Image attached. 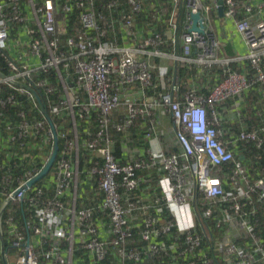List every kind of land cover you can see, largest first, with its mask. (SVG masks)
<instances>
[{"label": "built area", "instance_id": "obj_1", "mask_svg": "<svg viewBox=\"0 0 264 264\" xmlns=\"http://www.w3.org/2000/svg\"><path fill=\"white\" fill-rule=\"evenodd\" d=\"M179 1H183L186 11L183 32L178 36L183 52L166 58L168 54L160 50L165 44L160 35L146 37L138 45L124 44L122 34L129 40L133 38L135 18L142 12L139 0H26L30 25L24 27L26 40L15 44L20 42L24 56L36 57L39 62L23 69L17 60L5 56L12 74L0 77V84L29 95L26 88L32 84L46 87L43 82L33 83L36 72L53 69L60 78L59 67L67 70L72 66L76 87L84 93L85 100L69 96L64 88L65 99L51 113L59 116L68 111L73 115L76 107L80 117L91 111L98 113V127L87 147L97 154L88 174L96 181V196L101 201L99 205L91 202L76 208L78 159L76 155L71 159L77 151L76 138L65 140L50 173L54 184L49 193L37 184L25 188L39 170L17 178L16 187L7 174L0 176V197L4 198L0 208L2 262V214L9 204H19L21 209L25 205L31 216L24 218L19 228L13 216L8 215L7 236L14 256L8 261L6 254V264H74L73 254L78 251L76 234L80 236L79 247L88 253V264H264V242L256 233L260 226L264 227V218H258L254 199L257 197L264 206V172L260 179L251 182L242 163L226 151L216 129L217 105L239 97L254 85L261 87L264 97V0L256 4L222 0L223 17L233 19L246 46L245 56L235 60L219 56L220 44L212 21L218 0H173L175 4ZM20 2L0 3V53L8 50L10 27L25 22ZM74 11L79 25L67 35L66 17ZM196 13L203 19L202 34L190 32V15ZM171 43H175V38ZM150 58L157 59L156 72L164 81H171L169 67L159 63L169 62L168 58L179 61L180 66L183 63L199 68L244 60L254 77L227 71L206 97L193 90L179 94L177 80L169 90L147 96L146 90L156 85ZM136 85L142 99L123 98L125 89ZM12 99L8 97L6 103H12ZM159 108L170 116L179 153L166 155L149 149L144 158L118 163L109 135L111 115L123 110L124 118L114 126L117 133H125L139 119L146 120L147 138L151 141ZM19 116L15 134L9 135L11 141L16 137L25 140L29 128L36 133L46 132L48 141H52L51 128L45 131L42 122L30 125L22 113ZM5 129L10 133V126ZM60 137L66 138L64 134ZM237 141L264 148V125L256 131H241ZM229 162L233 168L226 190L216 172ZM153 169L163 173L159 180L162 196L151 203L133 200L132 193L141 190L142 184L151 183V178L143 173ZM136 215H140L139 226L133 223ZM100 227L105 229L103 238ZM215 229L219 230L218 235H214ZM136 240L142 246L135 245Z\"/></svg>", "mask_w": 264, "mask_h": 264}, {"label": "trees", "instance_id": "obj_2", "mask_svg": "<svg viewBox=\"0 0 264 264\" xmlns=\"http://www.w3.org/2000/svg\"><path fill=\"white\" fill-rule=\"evenodd\" d=\"M142 6V12L137 17L146 21L148 24H151L154 33L152 35H160L162 40L166 42L165 48L162 51L166 50L169 52H174L181 54V41L178 36L183 32L184 20L186 17V11L183 5V1H179L176 4L173 0H139ZM103 2V0H101ZM210 3V2H208ZM97 10H102L101 7H98ZM156 14L154 15V12ZM175 12L174 23L176 24L175 43L172 44L166 37L163 35L165 32V25L168 23L169 16L171 12ZM103 13L107 15L104 10ZM215 15H213L214 17ZM138 22V20H137ZM78 15L77 11H74L66 17V34L71 35L74 32V29L78 28ZM136 26V18L134 21V31L138 30V23ZM16 35V30L14 28L10 31V40H12ZM165 37H163V36ZM168 38V37H167ZM63 38H61V44H63ZM8 53H10L8 51ZM8 55V54H7ZM5 54L0 53V73L3 76L9 77L12 74V71L8 68L5 61ZM9 56V55H8ZM10 57V56H9ZM12 58V57H10ZM61 79L65 84H71L69 92L75 96L79 97L81 100H84V95L80 90L76 88L75 76L73 74L72 66L67 70H64L62 67H59ZM227 71L239 72L247 76L249 79H253L254 72L251 69L247 61H240L230 63L225 67H210V68H199L195 65L192 66H177L170 69V75L174 72L180 79L185 78L187 75V82L185 85L179 82V88L181 94L193 90L197 95L206 97L212 87L217 84L223 77L226 75ZM33 81L39 82L44 81L47 89H51V92L47 93L44 89H33L38 93L42 105L45 110L49 113L51 121L55 127L57 133H65L67 139H72V121L68 116L67 111L61 112L59 116H55L50 113L51 109L55 107L59 102L64 99V90L60 78L57 73L51 69L46 72L38 71L33 76ZM184 82V81H183ZM191 82H193L197 88L192 87ZM28 83V82H27ZM166 87L167 84L165 83ZM165 87V88H166ZM148 91V92H147ZM151 91V92H149ZM158 87L154 84L152 88L146 90V94L149 96H154L157 93ZM163 91V90H162ZM160 92V91H159ZM8 97H12V103H6ZM0 102H4L3 105H0V176L7 174L10 179L13 181L12 186L16 187L17 183L15 180L22 178L23 175L28 171L41 170L48 159L51 152V143L48 142L46 132L36 133L35 130L28 129V135L25 137V140L16 139L11 141L9 136L10 134H15V127L20 122L19 114L22 113L23 117L30 123L34 125L36 122H42L44 124L45 131L47 130V122L44 119L40 111L38 104L31 99L26 94H21L18 91H15L12 87L1 83L0 84ZM78 108L74 109L75 114V127L76 135L78 142V183H77V199H76V208L82 207L84 204L81 202V197L83 196L84 189H87L85 178V173L90 170V166L93 164L90 162L91 151L87 148V143L93 138V135L98 127V113L92 112L88 116L83 118H78L76 116V111ZM216 111L219 114L221 113V119L216 127V129L221 133L220 140L224 142V145L227 141H232V143L226 144V151L232 154L234 160L240 161L246 170L247 176L250 178L251 182H255L260 179L264 172V148L257 149L251 143H244L237 141V135L241 131L252 132L256 131L264 125V97L262 94V89L259 85H254L247 91L243 92L239 97H236L231 100H227L216 106ZM115 113L111 117V125L109 127V135L114 140L113 145V156L115 160L118 161L117 155L119 147H121L125 142L134 145L136 149L141 150L140 154L136 155L134 159L146 157L147 148V135L149 126L147 127V121L139 119L133 126L127 129L126 133H117L114 126L121 122L124 116H120L118 120H114ZM6 126H10V133L5 129ZM17 134V133H16ZM162 140L164 153L166 155L178 154L179 146L176 144L173 136H170L171 139H167L166 131H162ZM59 154H61L63 141L59 140ZM58 154V155H59ZM120 156V155H119ZM97 159H92V162ZM121 162V161H119ZM122 163V162H121ZM219 170L216 172V175L221 179L224 188L228 182V176L230 175L233 165L231 162L222 164L218 167ZM83 174V175H80ZM162 171L153 169L143 173L145 177H150L152 182L150 185L142 184L141 187H148L149 192L154 193L157 178L162 176ZM80 181L84 182L81 183ZM53 179L49 173L44 179L37 183L36 187H42L45 192L49 193L53 188ZM147 188V189H148ZM227 190V189H226ZM157 191V190H156ZM123 199L124 192L122 189L119 190ZM138 192L132 193V199L138 200ZM141 193V192H139ZM156 193V192H155ZM143 197V195H140ZM162 196L161 190L159 193L154 194L153 201L160 199ZM256 203V209L258 210V218L263 220L264 218V206L258 202L257 197L254 198ZM4 198L0 197V208L3 205ZM202 203L204 200H200ZM12 215L15 223L19 228L22 227L23 219L30 217V212L23 205L21 209L19 204H9L1 218V232L3 237V247L7 251V260L9 261L13 252L9 249V239L7 236V226L6 220L8 215ZM107 217H104L106 219ZM219 230H214V235H218ZM258 238L264 242V227L260 226L256 230ZM135 245L142 246L138 240H136ZM1 248V243H0ZM78 251H75L73 254L74 264H88V253L81 250L77 244ZM160 263L159 260L155 261ZM0 264L2 261L0 260ZM41 264H45L44 261H41Z\"/></svg>", "mask_w": 264, "mask_h": 264}, {"label": "crops", "instance_id": "obj_3", "mask_svg": "<svg viewBox=\"0 0 264 264\" xmlns=\"http://www.w3.org/2000/svg\"><path fill=\"white\" fill-rule=\"evenodd\" d=\"M240 1L242 3L253 2L256 4L262 0H240ZM4 2H5V0H0V3H4ZM21 2H22V5H25V8L27 9V13L29 15V9L27 8L25 2L24 1H21ZM172 13L173 12L170 13L168 23L165 25V29H164L165 32H163V35L170 42L172 41V39L175 38L174 33L176 32V24L174 23V19L172 18ZM155 14H156V11L154 12V15ZM241 14H242V11H241L240 15ZM175 15L176 14L174 12V16ZM137 17H136V26L138 23L139 28H138V30L134 31V33L132 32L133 38L129 40L126 38L127 35L125 33L122 34L123 38H125V40H124L125 45H130V46L138 45L142 42V40L144 38L150 37V36H152V33H154L152 27L150 26L151 24H148L146 21L142 20L140 17H139V19H137ZM137 20H138V22H137ZM212 21H213V25H214L215 34H216L217 39H218L219 44H220L219 56L222 59H231V60H235L238 57H240V58L244 57L246 54V46H245V43H244L242 37L240 36V34L236 31V29L234 27L233 19H228L226 17L221 18L216 13V15L213 17ZM12 28H14L16 30V35L9 42V52H10V53H8L9 56L14 58L15 60H17V62L19 63V65H21V67L23 69H28V68H32V67L37 66L38 62H39L38 58L32 57V56H24V54L22 53L21 47H19V45H21L20 42H18V46L17 45L15 46V44H13L14 40L16 41L17 38L19 39V41L25 40V38H26L25 31L21 30L19 27H12ZM124 32H126V31H124ZM165 45H166V42H165L164 46L160 48L161 51L163 48H165ZM163 52L165 53V55L168 54L165 56L166 58L169 55L172 56L171 54L178 55L177 53L169 52L166 50H164ZM193 52H192V54H193ZM168 60H169V62L168 61H161V63H159V65L169 67L168 77H169V79H171V81H164L163 79L159 78L157 75V72H156L157 59H153V58L149 59V64H150L153 76L155 78L156 86L158 87V90L160 91V92L157 91V94L161 93L162 90L163 91L166 89L169 90V88L173 84L174 80H177L178 83L179 82L183 83V85H185V83L187 82V77H188L187 75H185V78H183V79H180L179 76L174 74V72L172 73V75H170V72H169L170 69L172 67H177L179 65L178 64L179 61H175L172 58H168ZM180 64L182 67L186 66V65H183V63H180ZM188 66H192V65H188ZM165 83L167 84V87H166ZM191 85H192V87H194V89L197 88L193 82H191ZM149 92H151V91H149ZM179 94H181V92ZM142 95L143 94L140 91V88L138 85H136L134 87H127L125 89V91L123 92V98H125V99L126 98H129V99L138 98L140 100V99H142ZM146 95L149 96L148 94H146ZM122 114H123V110L116 112L114 120L115 121L118 120V118H120V116H122ZM156 115L158 116V120L156 121V126H155V129L153 130L154 138L151 141H149V139L147 138V148L145 149V151L146 150L148 151L149 149L150 150H160L164 153L163 140H162V134H161V132L163 130L162 128L168 127L167 129H165L166 135H167L166 141H168V139H171L170 136H173L175 139V135H174V131L172 128L170 116L168 115V113L163 108H159L156 111ZM218 116H219V121H220V119H221V113L220 112H219ZM160 118L162 119V122H160ZM175 142H176V139H175ZM231 143H232V141H227L225 143V145L226 144L230 145ZM112 150H113V147H112ZM140 151L141 150L136 149V147L134 145L128 143V141H127L121 147H119L118 153L120 156L117 155L118 161L117 160L116 161L117 162L121 161L122 163L130 162L136 157L137 154L138 155L140 154ZM90 153L92 154L90 162L94 163L95 161L92 162V159H97V154L94 152H90ZM121 162H119V163H121ZM92 165L90 166V168L92 167ZM80 175H83V174H80ZM84 175L86 178V180H84V182L86 181V184H84V185L87 186V189H84V192L82 194L83 196L81 197V202L85 206L91 202L95 203L96 205H99L101 198L98 194H97L98 197L96 196V190H97L96 181L94 180V178L90 174H88V171ZM160 178L159 177L157 178L154 193H153V191L149 192L150 188H148V187H142L141 190L137 191L138 192L137 196L139 198L138 200H140L143 203L153 202L154 194L159 193L161 190L160 185H159ZM84 182L80 181V185H81V183H84ZM151 182H152V180H151ZM139 192H141V193H139ZM140 195H143V197ZM139 221H140V215H136L133 219L134 225L139 226ZM104 232H105V229L103 227H100V230H99L100 238H103ZM79 241H80V236L78 234H76V239H75L76 245L79 243ZM89 262H90V258L88 257V263Z\"/></svg>", "mask_w": 264, "mask_h": 264}, {"label": "water", "instance_id": "obj_4", "mask_svg": "<svg viewBox=\"0 0 264 264\" xmlns=\"http://www.w3.org/2000/svg\"><path fill=\"white\" fill-rule=\"evenodd\" d=\"M217 6H218V8H217L218 16L222 17L223 16V1L218 0ZM190 19L192 21L190 32H195V33H199V34L204 33L205 26L203 25V19H202L200 13L191 14ZM0 77L3 78V75L1 73H0ZM17 85H18V83H17ZM19 86L24 87L23 85H19ZM67 86L70 88L71 84H67ZM26 90H28L31 93V95L33 96L35 101L38 103L42 115L44 116L45 120L49 124V127L53 131V143H52V149H51L49 158L47 159L43 169L38 174H36L31 180H29L25 185V188H31L35 183H37L38 181L43 179L49 173L50 169L53 167V165L56 161L59 146H58L57 133H56L54 126L51 122V119L49 117L48 112L45 110V108L42 105V102H41L39 95L35 91L30 90L29 88H26ZM1 255H2V259H3V264H6L5 251L4 250H2Z\"/></svg>", "mask_w": 264, "mask_h": 264}, {"label": "clouds", "instance_id": "obj_5", "mask_svg": "<svg viewBox=\"0 0 264 264\" xmlns=\"http://www.w3.org/2000/svg\"><path fill=\"white\" fill-rule=\"evenodd\" d=\"M21 1H24L25 2V4H26V6H27V8L29 9V6L27 5V2H26V0H21ZM20 9H21V11H22V13H23V16H24V18H25V22L22 24V25H13L12 27H19L21 30H23L24 31V27H28L29 25H30V23H29V21L27 20V19H29V17H30V15H31V12H30V9H29V15H28V13H27V9L25 8V5H22V2H20ZM216 13H217V15H218V12L216 11ZM216 13H212L213 15H216ZM213 15H212V18H213ZM223 17V16H222ZM221 17V18H222ZM174 18V17H173ZM192 22V21H191ZM12 27H10V29H9V37H8V42H7V45H8V50H6L5 52H3V54H5L6 55V57H9L8 55V51H9V42L11 41L10 40V31H11V29H12ZM25 40H26V38H25ZM24 40V41H25ZM16 41H19V39L17 38L16 39ZM15 40H14V43L13 44H15V42H16ZM182 46V45H181ZM8 54V55H7ZM179 55V54H178ZM181 55V54H180ZM10 58V57H9ZM12 59H14V58H12ZM233 63V62H232ZM157 64V63H156ZM178 66H180V65H178ZM186 66H188V65H186ZM221 67V66H220ZM222 67H225V66H222ZM51 70V69H50ZM152 72V71H151ZM59 73H60V70H59ZM153 74V73H152ZM3 77H6V76H3ZM154 77V76H153ZM60 80H61V83H62V86H63V90H64V88L66 89V93L68 94V95H70V96H73L70 92H69V89L71 88H69L68 86H67V84H65L64 82H63V80L61 79V77H60ZM39 82H43L44 84H45V82L44 81H39ZM76 82V81H75ZM33 83H36V81L34 82L33 81ZM24 86V85H23ZM33 87L34 88H38V87H36L35 86V84H32L30 87H27V88H29L30 90H33V91H35L34 89H33ZM77 88V87H76ZM38 89H44L46 92H47V88H38ZM78 89V88H77ZM79 90V89H78ZM165 91V90H164ZM164 91H162V92H164ZM27 92L29 93V95L28 94H26V93H23V94H26V95H28L31 99H33L34 101H35V99L33 98V96L31 95V93L27 90ZM36 92V91H35ZM82 92V91H81ZM37 93V92H36ZM47 93H49V92H47ZM38 94V93H37ZM83 95H84V93H82ZM73 97H75V96H73ZM79 98V97H78ZM64 99H65V90H64ZM63 99V100H64ZM84 100H85V95H84ZM84 100H81V101H84ZM36 102V101H35ZM37 103V102H36ZM38 104V103H37ZM39 106V105H38ZM77 108V107H76ZM76 108H74V109H76ZM74 109H73V115H70L69 113H68V111H67V113H68V116L70 117V119H71V121H72V139L71 140H68L67 139V135L65 134V133H61V134H59V133H57V136H58V143H59V140H62L63 141V147H64V144H65V140H67V141H72V140H74L75 138H76V141H77V135H76V127H75V114H74ZM92 112H96V111H91L90 113H92ZM117 112H119V111H117ZM50 113H51V111H50ZM89 113V114H90ZM115 113V112H114ZM49 114V113H48ZM88 114V115H89ZM88 115H86V116H88ZM123 115V114H122ZM76 116L78 117V118H83V117H80L79 116V114H78V111H76ZM85 116V117H86ZM124 116V115H123ZM50 117V116H49ZM111 117H112V115H111ZM99 118V117H98ZM25 119V118H24ZM45 119V118H44ZM51 119V118H50ZM26 120V119H25ZM27 121V120H26ZM46 121V120H45ZM28 122V121H27ZM47 122V121H46ZM52 122V121H51ZM29 123V122H28ZM73 123H74V128H73ZM47 124H48V122H47ZM53 124V123H52ZM54 126V125H53ZM49 127V124L47 125V128ZM50 128V127H49ZM54 129H55V127H54ZM56 131V130H55ZM127 131V130H126ZM126 133V132H125ZM62 134H64L65 136H66V138L65 139H62L60 136L62 135ZM95 134V133H94ZM152 135H154V133L152 134ZM151 135V136H152ZM94 136V135H93ZM112 138V137H111ZM92 140V139H91ZM90 140V141H91ZM89 141V142H90ZM48 142H50L51 143V149H52V143H53V137H52V141H48ZM89 142L87 143V146H88V144H89ZM223 142V141H222ZM113 144H114V140H113ZM224 144V143H223ZM225 146V145H224ZM62 147V148H63ZM112 147H113V145H112ZM88 148V147H87ZM89 150V149H88ZM91 151V150H90ZM58 152H59V150H58ZM62 152V151H61ZM91 152H93V151H91ZM147 152V151H146ZM59 154V153H58ZM77 156V159H78V142H77V151L76 152H73L72 154H71V159H74V156ZM59 156H60V154L59 155H57V158H56V161H55V163L58 161V159H59ZM49 158V157H48ZM133 160H135V159H133ZM132 160V161H133ZM47 161V160H46ZM46 163V162H45ZM55 163H54V165H55ZM119 163V162H118ZM120 164H123V163H120ZM45 165V164H44ZM54 165H53V167H54ZM44 167V166H43ZM53 167L50 169V171H49V173H51V171H52V169H53ZM43 169V168H42ZM41 169V170H42ZM40 170V171H41ZM39 171V172H40ZM38 172V173H39ZM37 173V174H38ZM48 173V174H49ZM47 174V175H48ZM46 175V176H47ZM78 175H79V171H78ZM45 176V177H46ZM44 177V178H45ZM43 178V179H44ZM31 180V179H30ZM42 180V179H41ZM40 180V181H41ZM40 181H38V182H40ZM37 182V183H38ZM37 183H35L34 185H36ZM77 183H78V179H77ZM33 185V186H34ZM142 188V187H141ZM137 192V191H136ZM135 193V192H134ZM85 206V205H84ZM80 208H82V207H80ZM79 207H77V209H80ZM79 245V244H78ZM77 247V245L75 244V248ZM4 251H5V255L7 254V251L5 250V249H3ZM145 262V261H144ZM144 262H143V264H144ZM3 263V262H2Z\"/></svg>", "mask_w": 264, "mask_h": 264}, {"label": "rangeland", "instance_id": "obj_6", "mask_svg": "<svg viewBox=\"0 0 264 264\" xmlns=\"http://www.w3.org/2000/svg\"><path fill=\"white\" fill-rule=\"evenodd\" d=\"M16 45L18 46V43L15 44V46H16ZM19 47H21V45H19ZM69 96H70V95H69ZM160 122H162V119H161V118H160ZM166 127H167V126H166ZM160 128H161V127H160ZM167 128H168V127H167ZM167 128H162V129L165 131V129H167ZM162 129H161V130H162ZM163 130H162V131H163Z\"/></svg>", "mask_w": 264, "mask_h": 264}]
</instances>
